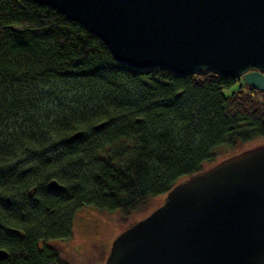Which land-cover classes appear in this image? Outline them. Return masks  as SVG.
Segmentation results:
<instances>
[{
    "label": "trees",
    "instance_id": "16d2710c",
    "mask_svg": "<svg viewBox=\"0 0 264 264\" xmlns=\"http://www.w3.org/2000/svg\"><path fill=\"white\" fill-rule=\"evenodd\" d=\"M238 81L136 72L53 8L0 0V264H74L75 206L147 212L218 147L262 143L263 95H223Z\"/></svg>",
    "mask_w": 264,
    "mask_h": 264
},
{
    "label": "water",
    "instance_id": "95a60500",
    "mask_svg": "<svg viewBox=\"0 0 264 264\" xmlns=\"http://www.w3.org/2000/svg\"><path fill=\"white\" fill-rule=\"evenodd\" d=\"M27 1L82 25L136 72H209L264 96V0ZM104 264H264V144L177 183L113 240Z\"/></svg>",
    "mask_w": 264,
    "mask_h": 264
},
{
    "label": "rangeland",
    "instance_id": "374dc122",
    "mask_svg": "<svg viewBox=\"0 0 264 264\" xmlns=\"http://www.w3.org/2000/svg\"><path fill=\"white\" fill-rule=\"evenodd\" d=\"M238 80L236 85L222 91L224 96H229L237 90L239 85L242 86L244 84L242 80ZM245 88L243 90L246 91ZM254 97L260 100L264 98L258 93ZM260 142L262 143L245 147L237 153L264 144V139ZM215 153L221 157H227L233 151L221 146L215 150ZM163 200L161 197L154 198L148 206L147 212L142 210L134 211L129 216L122 215L120 211L105 212L91 206H75L72 216V238L62 241L58 245L61 247L64 256L70 262H74V264H104L113 240L131 223L134 224L145 218L158 208L163 203Z\"/></svg>",
    "mask_w": 264,
    "mask_h": 264
},
{
    "label": "bare ground",
    "instance_id": "6f19581e",
    "mask_svg": "<svg viewBox=\"0 0 264 264\" xmlns=\"http://www.w3.org/2000/svg\"><path fill=\"white\" fill-rule=\"evenodd\" d=\"M59 185V184H58ZM60 186V185H59Z\"/></svg>",
    "mask_w": 264,
    "mask_h": 264
}]
</instances>
